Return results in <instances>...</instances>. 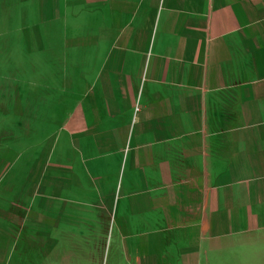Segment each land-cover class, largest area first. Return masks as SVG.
<instances>
[{"label":"crops","instance_id":"0c3cea01","mask_svg":"<svg viewBox=\"0 0 264 264\" xmlns=\"http://www.w3.org/2000/svg\"><path fill=\"white\" fill-rule=\"evenodd\" d=\"M0 264H264V0H0Z\"/></svg>","mask_w":264,"mask_h":264}]
</instances>
